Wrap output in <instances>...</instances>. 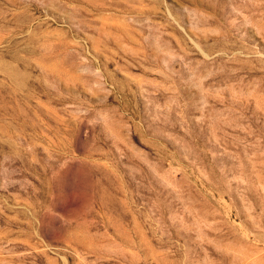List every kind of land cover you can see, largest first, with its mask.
Wrapping results in <instances>:
<instances>
[{
	"label": "rangeland",
	"instance_id": "rangeland-1",
	"mask_svg": "<svg viewBox=\"0 0 264 264\" xmlns=\"http://www.w3.org/2000/svg\"><path fill=\"white\" fill-rule=\"evenodd\" d=\"M0 264H264V0H0Z\"/></svg>",
	"mask_w": 264,
	"mask_h": 264
}]
</instances>
